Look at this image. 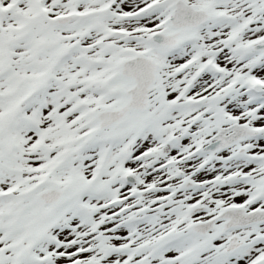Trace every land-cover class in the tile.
<instances>
[{"label":"snow or ice","instance_id":"1","mask_svg":"<svg viewBox=\"0 0 264 264\" xmlns=\"http://www.w3.org/2000/svg\"><path fill=\"white\" fill-rule=\"evenodd\" d=\"M0 264H264V0H0Z\"/></svg>","mask_w":264,"mask_h":264}]
</instances>
